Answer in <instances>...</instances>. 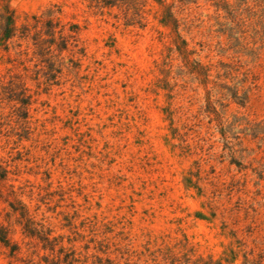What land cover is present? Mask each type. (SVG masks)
I'll return each instance as SVG.
<instances>
[{
  "label": "rangeland",
  "instance_id": "obj_1",
  "mask_svg": "<svg viewBox=\"0 0 264 264\" xmlns=\"http://www.w3.org/2000/svg\"><path fill=\"white\" fill-rule=\"evenodd\" d=\"M0 264H264V0H0Z\"/></svg>",
  "mask_w": 264,
  "mask_h": 264
},
{
  "label": "trees",
  "instance_id": "obj_2",
  "mask_svg": "<svg viewBox=\"0 0 264 264\" xmlns=\"http://www.w3.org/2000/svg\"><path fill=\"white\" fill-rule=\"evenodd\" d=\"M9 30V29H8ZM224 68H229V69H231L232 70V68L229 66V65H225V64H223L222 65ZM232 94V98L234 99V100H239V98L240 97H238V95H237V92H232L231 93ZM260 125V124H259ZM222 136H223V138H224V140L226 141V134L224 133V132H222Z\"/></svg>",
  "mask_w": 264,
  "mask_h": 264
}]
</instances>
